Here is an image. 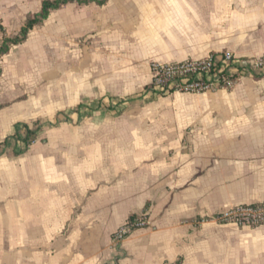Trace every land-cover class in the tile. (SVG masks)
Returning a JSON list of instances; mask_svg holds the SVG:
<instances>
[{"label": "crops", "instance_id": "obj_1", "mask_svg": "<svg viewBox=\"0 0 264 264\" xmlns=\"http://www.w3.org/2000/svg\"><path fill=\"white\" fill-rule=\"evenodd\" d=\"M41 1L0 0V40ZM224 51L264 54V0L70 3L12 45L0 57V143L45 87H64L76 113L103 99L166 110L147 116L160 125L129 140L124 162L65 165L40 148L0 154V264H264V224L215 220L264 203V73L205 93H146L152 62ZM142 212L149 225L113 247L112 234Z\"/></svg>", "mask_w": 264, "mask_h": 264}, {"label": "rangeland", "instance_id": "obj_2", "mask_svg": "<svg viewBox=\"0 0 264 264\" xmlns=\"http://www.w3.org/2000/svg\"><path fill=\"white\" fill-rule=\"evenodd\" d=\"M60 85L63 86V82ZM58 90L63 92L52 94L49 93V88L45 87L39 94H34V99H40L39 102L36 101L31 106L32 109L29 104L25 106L26 114L31 117H26L18 123H27L31 129H38L35 140L27 148L28 152L40 148L44 153H55L57 162L65 165L79 166L86 162L89 166H95L98 162L101 164L103 160L112 159V156L121 162L127 161L131 153L127 149L129 140L144 141V129L160 125L159 115L153 119L147 116L152 111L166 110V106L151 108L148 102L116 103L103 99L100 102L87 103L76 113L77 103L72 102L70 95L65 94L64 87ZM23 98L26 100L29 95L26 94ZM7 105H11V102ZM18 128L19 134L24 136L25 129L21 125ZM9 138V144L3 148L7 155H12L15 149L24 147L22 140L11 135ZM107 143L120 147L114 150L106 149ZM143 213L145 212L137 215ZM113 234L111 244L114 247L118 242L113 240Z\"/></svg>", "mask_w": 264, "mask_h": 264}, {"label": "built area", "instance_id": "obj_3", "mask_svg": "<svg viewBox=\"0 0 264 264\" xmlns=\"http://www.w3.org/2000/svg\"><path fill=\"white\" fill-rule=\"evenodd\" d=\"M151 80L146 89L150 96H167L171 93L199 94L231 88L238 78L252 73H264V54L256 58H242L233 52L211 54L201 59L176 62H152ZM219 223L256 227L264 224V203L239 205L215 217ZM146 213L126 221L115 233L113 240L120 242L136 229L148 226Z\"/></svg>", "mask_w": 264, "mask_h": 264}, {"label": "trees", "instance_id": "obj_4", "mask_svg": "<svg viewBox=\"0 0 264 264\" xmlns=\"http://www.w3.org/2000/svg\"><path fill=\"white\" fill-rule=\"evenodd\" d=\"M104 1L105 0H42L38 12H36L34 15L28 16L26 18L24 25L21 27V29L19 30V32L15 36L7 37L4 35L3 29H1L3 35H2V38L0 40V57L2 55L6 54L12 45H17V44L22 43L27 38L28 32L33 27L42 25L43 22L47 19L50 11L55 10V9H59L60 7L66 5V4H70V3L88 4L91 2H96L98 4H102ZM19 125H21L25 129V135L24 136H21L18 132ZM37 131H38L37 128L31 129L27 123H23V124L18 123L15 125L14 132L11 134V137L12 136L17 137V139L22 140V142L24 144L23 148L14 150L15 155L23 153L27 150L29 145L35 140ZM9 137L0 143V154L3 153V148L9 144V139H10ZM136 216L137 215H135V214L130 215L128 217L127 221H129V222L134 221ZM116 260H117V258H116Z\"/></svg>", "mask_w": 264, "mask_h": 264}]
</instances>
